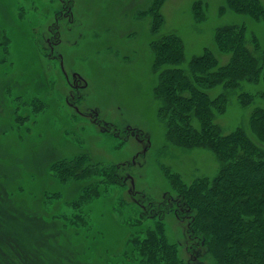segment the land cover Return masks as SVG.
<instances>
[{"label":"rangeland","instance_id":"374dc122","mask_svg":"<svg viewBox=\"0 0 264 264\" xmlns=\"http://www.w3.org/2000/svg\"><path fill=\"white\" fill-rule=\"evenodd\" d=\"M231 24L264 50L263 20L226 0H0V264H139L157 229L182 264H218L173 210L147 218L175 198L169 173L190 183L219 169L211 151L167 139L153 45L174 35L183 67L206 49L224 63L214 37ZM256 109L261 78L230 89L215 120L264 148L250 128ZM93 164L118 167L121 185L98 181Z\"/></svg>","mask_w":264,"mask_h":264},{"label":"trees","instance_id":"16d2710c","mask_svg":"<svg viewBox=\"0 0 264 264\" xmlns=\"http://www.w3.org/2000/svg\"><path fill=\"white\" fill-rule=\"evenodd\" d=\"M226 4L236 13L264 22V2L260 0H226ZM214 44L228 56L226 62L220 63L206 49L192 57L187 67H183V46L178 37L169 35L153 45L152 66L158 72L154 96L167 139L175 146L211 151L219 169L212 177H198L190 183L169 173L175 198L168 197L158 204V211L151 207L150 214L154 213L147 218L161 220L173 210L180 221H187L190 239L196 240L199 247H210L218 264H264V148L241 128L223 134L215 120L224 111L230 89L259 78L264 82V50L254 36L246 37L244 26L235 24L219 27ZM218 87L222 90L210 96ZM238 97L246 104L252 99L244 91ZM250 128L264 144V109L254 110ZM141 134L139 140H146ZM99 165L85 169H94L98 181L110 176L116 185H121L118 167L101 171ZM99 172L101 177L97 176ZM132 234L129 244L135 246L137 236ZM147 240V251L139 256L140 261L145 260L139 264H182L174 245L165 241L159 229Z\"/></svg>","mask_w":264,"mask_h":264},{"label":"flooded vegetation","instance_id":"af4514ba","mask_svg":"<svg viewBox=\"0 0 264 264\" xmlns=\"http://www.w3.org/2000/svg\"><path fill=\"white\" fill-rule=\"evenodd\" d=\"M73 77H74V76H73ZM79 80H80V78H79ZM92 120H93L94 124H96L97 126H99V125L102 124L101 121L97 119V116H94V117L92 118ZM114 130H115V129H114ZM137 141L140 142L139 139H138Z\"/></svg>","mask_w":264,"mask_h":264}]
</instances>
